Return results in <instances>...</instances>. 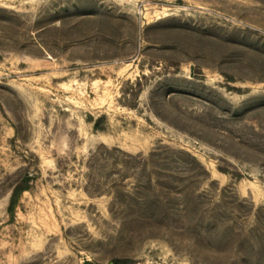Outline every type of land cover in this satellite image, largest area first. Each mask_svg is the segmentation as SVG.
I'll use <instances>...</instances> for the list:
<instances>
[{
    "label": "rangeland",
    "instance_id": "obj_1",
    "mask_svg": "<svg viewBox=\"0 0 264 264\" xmlns=\"http://www.w3.org/2000/svg\"><path fill=\"white\" fill-rule=\"evenodd\" d=\"M103 147L189 152L210 174L204 211L250 243H218L211 227L122 230L128 210L89 166ZM254 236L264 0H0V264H255Z\"/></svg>",
    "mask_w": 264,
    "mask_h": 264
},
{
    "label": "trees",
    "instance_id": "obj_2",
    "mask_svg": "<svg viewBox=\"0 0 264 264\" xmlns=\"http://www.w3.org/2000/svg\"><path fill=\"white\" fill-rule=\"evenodd\" d=\"M89 166L90 169L102 170L101 180H97L98 184L95 185L102 187L109 183L114 194V203L128 210L122 214V230L168 231L192 227L204 230L211 227L217 233L219 230L223 231L221 235L218 234V243H222L226 236L234 232V237L242 241V244L249 242L247 235L236 233L223 219L204 211V195L200 193L199 187L202 180L209 178L210 174L189 152L155 150L144 156L126 153L118 148L103 147L92 153ZM140 171L145 174L138 177L131 174L136 175ZM130 177L135 182L129 181ZM27 189L29 182L14 188L9 206L12 215L22 192ZM106 192L109 191L88 190V193L94 194ZM114 213L112 211L113 215ZM252 239L251 248H258L262 255L255 264H264V239L258 236ZM251 255L243 254L242 261L247 263L249 259H253ZM113 264H132V259L118 257Z\"/></svg>",
    "mask_w": 264,
    "mask_h": 264
}]
</instances>
